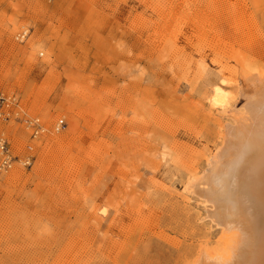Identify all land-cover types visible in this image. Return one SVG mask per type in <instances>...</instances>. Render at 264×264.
<instances>
[{
  "label": "rangeland",
  "instance_id": "1",
  "mask_svg": "<svg viewBox=\"0 0 264 264\" xmlns=\"http://www.w3.org/2000/svg\"><path fill=\"white\" fill-rule=\"evenodd\" d=\"M259 72L264 0H0V93L20 107L0 122L14 158L0 168V264H190L223 250L187 183Z\"/></svg>",
  "mask_w": 264,
  "mask_h": 264
},
{
  "label": "bare ground",
  "instance_id": "2",
  "mask_svg": "<svg viewBox=\"0 0 264 264\" xmlns=\"http://www.w3.org/2000/svg\"><path fill=\"white\" fill-rule=\"evenodd\" d=\"M246 79L255 94L245 113L234 117L207 171L187 183L188 193L209 205L205 218L221 229L225 246L199 249L190 264H264V72ZM219 92L211 102L221 108Z\"/></svg>",
  "mask_w": 264,
  "mask_h": 264
},
{
  "label": "built area",
  "instance_id": "3",
  "mask_svg": "<svg viewBox=\"0 0 264 264\" xmlns=\"http://www.w3.org/2000/svg\"><path fill=\"white\" fill-rule=\"evenodd\" d=\"M24 36L23 34L20 37L23 38ZM13 109H20L18 101L13 97L5 96L0 93V122L8 121ZM21 121L27 129L31 130V135L34 138L44 132V126L39 118H30L21 111ZM63 128L64 123L62 120H59L54 124L52 130L54 133H58ZM13 160L14 158L12 157L9 143L4 135L0 133V168L2 170L9 169ZM20 163L23 166L29 165L28 160Z\"/></svg>",
  "mask_w": 264,
  "mask_h": 264
}]
</instances>
